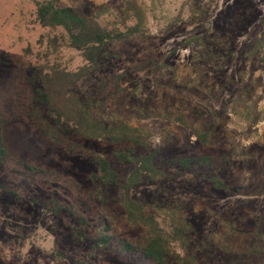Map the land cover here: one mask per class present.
<instances>
[{
    "label": "rangeland",
    "instance_id": "374dc122",
    "mask_svg": "<svg viewBox=\"0 0 264 264\" xmlns=\"http://www.w3.org/2000/svg\"><path fill=\"white\" fill-rule=\"evenodd\" d=\"M37 1L0 0V134L11 155L0 164V264H156L122 251L118 240L139 244L143 231L125 220L120 187L91 179L94 154H105L125 176L131 165L120 163L115 151L144 148L72 132L55 143L30 114L35 102L28 78L45 63L43 54L70 68L83 64L75 50L48 48L50 30L36 18ZM55 1L83 15L100 9L107 20L123 16L124 0ZM138 1L147 10L148 32L108 43L99 68L78 83L97 118L115 114L147 128L146 152L160 150L168 176L132 188L130 196L148 210L184 203L195 225L190 251L199 264H264V47L247 57L264 39V0ZM215 32L228 47L214 41ZM178 110L213 128L216 144H203L169 116ZM197 155H210L211 167L183 171L165 164L169 157ZM19 160L48 173H25ZM209 174L221 176L230 191L216 189ZM55 205L57 214L50 209ZM223 220L237 227L241 240L228 251L208 238ZM103 221L114 239L98 245ZM168 264L179 263L171 258Z\"/></svg>",
    "mask_w": 264,
    "mask_h": 264
},
{
    "label": "trees",
    "instance_id": "16d2710c",
    "mask_svg": "<svg viewBox=\"0 0 264 264\" xmlns=\"http://www.w3.org/2000/svg\"><path fill=\"white\" fill-rule=\"evenodd\" d=\"M122 13V18L107 20L100 9L90 15H83L73 4L60 6L55 0L37 1L36 18L43 27L50 30L46 36L48 48L56 52L62 48L75 50L82 56L83 64L70 68L55 59L51 60L49 54H43L45 63L40 65L36 74L28 78L33 87L35 102L30 114L38 121L42 134L55 143H61L63 135L72 132L84 139L126 142L144 148V152H137L132 147L115 151L114 155L120 163L131 165L125 176L105 154H94L96 171L91 174V179L103 187L119 186L120 205L125 220L143 231V241L139 244L118 240L121 249L139 261L168 264L174 258L179 264H199L197 257L190 251V236L195 225L185 213L184 203L170 207L156 203L148 210L143 200L130 196L132 188L147 182H160L168 176V171L158 162L160 150L146 152L151 132L147 128L129 124L119 115L97 118L92 101L79 88V81L99 68L100 57L108 43L148 32L147 10L138 0H124ZM213 39L226 47L229 45V40L219 32H215ZM188 40L204 43L200 37ZM263 47L262 38L247 52V57H254ZM247 115L254 120L259 118L251 111H247ZM169 116L189 127L203 144H216L214 129L205 127L202 121L188 115L186 111L171 112ZM2 122L0 112V126ZM234 145L232 154L238 152L237 145ZM10 159L9 148L3 134H0V164L5 165ZM212 159L210 155L173 156L167 158L165 164L169 168L183 171H191L195 167L207 170L212 165ZM19 162L25 173H48L26 161ZM205 177L216 189L230 191L229 184L221 176L209 174ZM6 192L21 198L13 189H7ZM59 208L60 206L55 205L50 209L57 214ZM102 227L104 233L97 238L98 245H105L114 239L106 221L102 222ZM237 233L236 226L223 220L220 229L211 232L208 238L210 242L228 251L231 247L241 245Z\"/></svg>",
    "mask_w": 264,
    "mask_h": 264
}]
</instances>
